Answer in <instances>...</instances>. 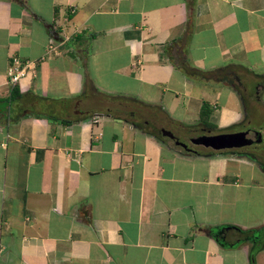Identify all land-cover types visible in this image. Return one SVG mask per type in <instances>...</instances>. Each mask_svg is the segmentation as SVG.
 Instances as JSON below:
<instances>
[{"label": "crops", "instance_id": "obj_1", "mask_svg": "<svg viewBox=\"0 0 264 264\" xmlns=\"http://www.w3.org/2000/svg\"><path fill=\"white\" fill-rule=\"evenodd\" d=\"M204 102L264 146V0H0V264H251L205 230L264 226V165L153 135Z\"/></svg>", "mask_w": 264, "mask_h": 264}, {"label": "trees", "instance_id": "obj_2", "mask_svg": "<svg viewBox=\"0 0 264 264\" xmlns=\"http://www.w3.org/2000/svg\"><path fill=\"white\" fill-rule=\"evenodd\" d=\"M195 0H187V5L188 9L190 10L191 7L193 6ZM191 22L188 19V24L186 28V36L189 34L190 29H191ZM179 69H181L186 75L190 77H199V78H210L213 75L211 71H201L199 69H196L188 64H180L176 65ZM88 89L90 92L94 90L92 85L86 84L84 85V90L82 93L88 92ZM238 94L240 95L241 99L244 100V102L247 103V98L245 97V93L242 92L241 90L237 91ZM17 91L15 88L11 91L10 96L8 99H5L4 101H9L12 100L13 98L17 97ZM113 98V97H111ZM123 98V97H121ZM3 102V101H2ZM212 118V108L207 102H204L202 104V107L200 109L199 113V119H198V124L202 126V131L199 133L200 134H215L219 133V131L216 129V125L212 124L211 122ZM135 124V123H133ZM154 137L158 141H162V135L160 132L153 133ZM175 140H179L178 138L174 137ZM180 141V140H179ZM175 147L179 148L182 153L185 154H195V155H213V154H219V153H234L238 155H243V156H249L251 158H254L255 160L259 161L261 164L264 165V162L262 160H259L257 158L258 156H253L248 154L246 151L244 152L242 149H231V150H223V151H213L211 149H207L201 146H195L192 145L191 147L188 146V149H184L180 146H177L174 144ZM264 226L260 228H253V229H241L237 226L234 225H219L211 228H207L205 232L209 235L212 236L216 239V241L224 247H234L238 246L241 243L244 242H250L252 244V249L250 252V258H251V264H254V259H255V254L257 251L262 249L264 247Z\"/></svg>", "mask_w": 264, "mask_h": 264}, {"label": "water", "instance_id": "obj_3", "mask_svg": "<svg viewBox=\"0 0 264 264\" xmlns=\"http://www.w3.org/2000/svg\"><path fill=\"white\" fill-rule=\"evenodd\" d=\"M249 134L250 132L248 130L201 134L191 137L189 141L192 145L201 146L213 151L242 149L262 141V136L259 131H255L253 133L254 136H250ZM161 135L173 139L175 145L188 149L186 143L174 139L171 131L161 129Z\"/></svg>", "mask_w": 264, "mask_h": 264}, {"label": "built area", "instance_id": "obj_4", "mask_svg": "<svg viewBox=\"0 0 264 264\" xmlns=\"http://www.w3.org/2000/svg\"><path fill=\"white\" fill-rule=\"evenodd\" d=\"M52 53H56V43L51 37L48 41L45 54L50 55ZM31 65L32 62L30 61L21 60L18 57H12L7 68L8 82L12 85L16 84Z\"/></svg>", "mask_w": 264, "mask_h": 264}, {"label": "rangeland", "instance_id": "obj_5", "mask_svg": "<svg viewBox=\"0 0 264 264\" xmlns=\"http://www.w3.org/2000/svg\"><path fill=\"white\" fill-rule=\"evenodd\" d=\"M199 131H197L195 134H198ZM182 142L186 143L189 147L192 146L190 143L189 139L182 140ZM259 143L258 145H260ZM193 147V146H192ZM262 152V151H260ZM254 264H264V249H260L259 251L256 252L255 254V259H254Z\"/></svg>", "mask_w": 264, "mask_h": 264}, {"label": "flooded vegetation", "instance_id": "obj_6", "mask_svg": "<svg viewBox=\"0 0 264 264\" xmlns=\"http://www.w3.org/2000/svg\"><path fill=\"white\" fill-rule=\"evenodd\" d=\"M250 136H254L253 133L250 134ZM261 145H258V144H253V145H250L248 147H245V148H242V150L245 152H247L248 154L250 155H253V156H258L259 155V151H264V146H261ZM263 153V152H262Z\"/></svg>", "mask_w": 264, "mask_h": 264}]
</instances>
